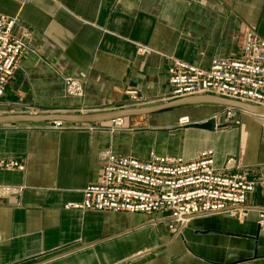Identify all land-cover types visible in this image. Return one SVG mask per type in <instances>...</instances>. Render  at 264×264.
Here are the masks:
<instances>
[{
  "label": "crops",
  "instance_id": "crops-1",
  "mask_svg": "<svg viewBox=\"0 0 264 264\" xmlns=\"http://www.w3.org/2000/svg\"><path fill=\"white\" fill-rule=\"evenodd\" d=\"M0 14L15 20L14 36L30 32L0 116L103 113L179 100H167L173 60L208 68L215 57L240 56L248 32L264 40V0H0ZM139 46L152 51L139 54ZM67 77L81 84L83 96L67 95ZM131 89L155 102L129 106ZM224 108L127 116L117 131L113 120L64 122L82 127L65 131L48 123L0 125V160L25 166L0 169V185L17 188L0 198V264H264V116L239 111L217 118L215 131L179 126L181 118L200 123ZM207 149L215 151L219 172L255 183L245 219L199 215L174 233L169 212L64 208L99 181L108 151L192 161ZM257 233V242L229 235Z\"/></svg>",
  "mask_w": 264,
  "mask_h": 264
},
{
  "label": "built area",
  "instance_id": "built-area-1",
  "mask_svg": "<svg viewBox=\"0 0 264 264\" xmlns=\"http://www.w3.org/2000/svg\"><path fill=\"white\" fill-rule=\"evenodd\" d=\"M14 26V19L0 14V103L27 49L23 37L30 36L29 31L23 37L14 36ZM151 51L147 46L138 47L139 54ZM168 74L170 92L167 100L212 95L264 108V40L255 31L247 33L238 57H215L208 68L175 59ZM65 85L67 95L83 96L82 86L76 79L65 78ZM125 94L129 106L141 107L155 102L137 89L127 90ZM223 110L227 119L233 118L236 111L228 107ZM213 118L217 119L218 115ZM191 123L188 117L179 120L180 127ZM122 125L121 118L115 119L110 129L117 131ZM46 128L65 131L82 127L55 121L48 123ZM102 162L99 181L86 186L82 200L66 203L65 209L147 215L169 212V229L174 233H180L195 216L222 214L243 220L249 213L246 202L255 190V183L241 175L219 172L213 149L200 152L192 161L180 156H160L154 151L147 159L108 151ZM0 169L23 171L25 166L17 160L2 159ZM16 192L17 188L13 186L0 185V198ZM259 217L261 223L264 213Z\"/></svg>",
  "mask_w": 264,
  "mask_h": 264
},
{
  "label": "water",
  "instance_id": "water-1",
  "mask_svg": "<svg viewBox=\"0 0 264 264\" xmlns=\"http://www.w3.org/2000/svg\"><path fill=\"white\" fill-rule=\"evenodd\" d=\"M201 104H215L228 108H233L238 111L245 112L247 114L255 116H264V108L252 105L245 102L230 100L222 97L212 96V95H200V96H191L182 98L175 101L166 102L164 104H159L156 106H150L140 109H129V110H120L113 112H97L89 114H9L0 116V125H9V124H42L50 123L55 121H63L67 123H99L104 121H110L114 119H120L127 116L133 115H145L154 112L165 111L171 108H177L186 105H201ZM191 127L204 129L209 131L216 130V119L211 117L206 121L200 123H191ZM213 233H222L218 231H212ZM231 236L252 239L257 242L259 233L256 236H247L244 234H229ZM256 256V255H255ZM254 256V257H255Z\"/></svg>",
  "mask_w": 264,
  "mask_h": 264
},
{
  "label": "rangeland",
  "instance_id": "rangeland-1",
  "mask_svg": "<svg viewBox=\"0 0 264 264\" xmlns=\"http://www.w3.org/2000/svg\"><path fill=\"white\" fill-rule=\"evenodd\" d=\"M237 112H239V111L236 110V111L233 112V115H234L233 117L236 116ZM215 115H218V118H221V119L223 118V119L228 120L227 119V115L224 113L223 109L220 112L216 113Z\"/></svg>",
  "mask_w": 264,
  "mask_h": 264
}]
</instances>
